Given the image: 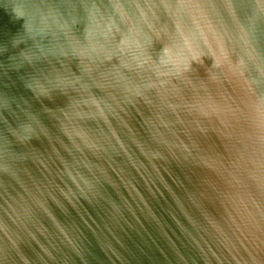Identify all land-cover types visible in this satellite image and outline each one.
<instances>
[{
    "label": "water",
    "instance_id": "water-1",
    "mask_svg": "<svg viewBox=\"0 0 264 264\" xmlns=\"http://www.w3.org/2000/svg\"><path fill=\"white\" fill-rule=\"evenodd\" d=\"M0 264H264V0H0Z\"/></svg>",
    "mask_w": 264,
    "mask_h": 264
}]
</instances>
